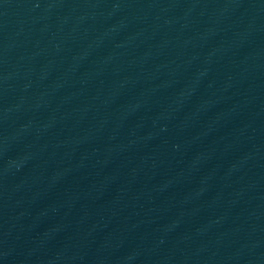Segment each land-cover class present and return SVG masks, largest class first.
Masks as SVG:
<instances>
[{"label":"water","instance_id":"obj_1","mask_svg":"<svg viewBox=\"0 0 264 264\" xmlns=\"http://www.w3.org/2000/svg\"><path fill=\"white\" fill-rule=\"evenodd\" d=\"M35 264H264V0H103Z\"/></svg>","mask_w":264,"mask_h":264}]
</instances>
